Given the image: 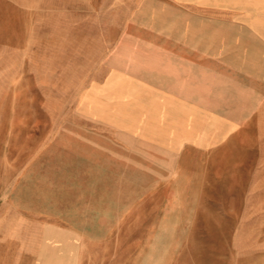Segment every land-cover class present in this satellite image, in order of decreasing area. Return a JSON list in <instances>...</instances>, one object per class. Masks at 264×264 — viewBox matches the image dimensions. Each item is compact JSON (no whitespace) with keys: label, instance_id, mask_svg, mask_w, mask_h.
I'll use <instances>...</instances> for the list:
<instances>
[{"label":"rangeland","instance_id":"rangeland-1","mask_svg":"<svg viewBox=\"0 0 264 264\" xmlns=\"http://www.w3.org/2000/svg\"><path fill=\"white\" fill-rule=\"evenodd\" d=\"M114 1L107 13L81 4L77 14L49 16L31 40L0 27V264H264V214L248 217L246 116L212 113L231 96L221 79L245 84L249 62L263 52L168 50L170 4ZM170 58L191 60L193 76L196 62H207V92L196 79L190 109L176 117L193 141L202 128L211 140L224 126L211 164L220 178L202 180L200 152L187 149L175 174L188 169L192 186L177 182L173 202L160 189L119 226H77L63 203L75 163L57 147L114 134L121 123H167L155 108L167 106Z\"/></svg>","mask_w":264,"mask_h":264},{"label":"crops","instance_id":"crops-1","mask_svg":"<svg viewBox=\"0 0 264 264\" xmlns=\"http://www.w3.org/2000/svg\"><path fill=\"white\" fill-rule=\"evenodd\" d=\"M138 1L125 0V3ZM163 1L151 0L156 5L170 4L167 16L168 50L263 52L249 62L245 84L241 85L235 78L221 79L223 94L231 96L225 97L228 101L222 104V111L212 112L216 113L215 116H237V122L241 120L240 116H246L247 208L249 222H252L257 211L264 214V0ZM114 2L124 3V0ZM112 3L113 0H0V27L6 25L7 34L13 36L14 40L17 33L31 40L32 35L38 33L36 28H42L41 20L49 16L77 14L83 9L81 4L86 5L87 12L95 14L98 10L107 13L111 11ZM140 3H144V0H140ZM156 16L160 17L158 14ZM17 26L19 31L16 30ZM209 35L214 36V39L211 38L214 42H208ZM225 36L232 37L229 39ZM157 45L155 49L159 50L160 44ZM203 61L196 62L199 74L193 76L191 60L181 59L176 65L173 59H168V64L173 65L174 70L167 76V106L155 108L156 115H168L167 123L160 122L159 117L151 128L144 123H121L111 128L114 134H104L103 137L90 134L86 141L78 138L75 141L77 146L57 147L55 153L75 163L70 174V188L63 195V203L66 210L72 211L77 226H119L130 208L143 203L145 197L158 195L160 189L168 196V202H173L170 196L176 194L177 182L183 184L179 188L192 186V179L186 175L188 169H184L182 176L175 174V163L187 149L194 148L200 152L202 180L220 178L219 168L211 164L220 155L216 147L220 146L219 131L224 130V126L221 129L216 127L217 132L211 133V140L207 129L202 128L199 137L193 141L189 132L191 129L184 118L176 117L187 114L190 109L189 99L196 92L191 84L196 79L199 80L200 91L203 89L207 92V69H200L207 66V62ZM175 67L184 68L183 73L178 74ZM222 121L223 124H232L230 120L225 122L224 118ZM234 125L227 129L234 130ZM149 130L151 134L145 132ZM145 151L151 154L146 159ZM199 185L205 186L203 182ZM97 219L99 222H95Z\"/></svg>","mask_w":264,"mask_h":264}]
</instances>
